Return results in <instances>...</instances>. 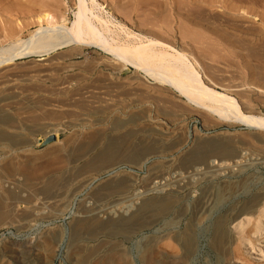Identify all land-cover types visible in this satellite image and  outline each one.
<instances>
[{"label": "rangeland", "instance_id": "1", "mask_svg": "<svg viewBox=\"0 0 264 264\" xmlns=\"http://www.w3.org/2000/svg\"><path fill=\"white\" fill-rule=\"evenodd\" d=\"M97 1L104 4V17L113 18L117 43L136 44L128 32L166 42L187 55L204 84L234 98L243 114L264 116V0ZM77 3L0 0L1 52L32 50L0 65L7 77L0 78V264H86L103 249L93 264L111 247L130 264H142L151 243L183 255L172 241L176 235L188 240L193 253L187 264H264V128L221 121L96 46L72 45L49 54L29 47L28 38L49 25L38 16L50 13L57 19L53 26L72 27ZM236 153L244 165L235 171L195 175L193 183L144 193L140 203L153 207L134 213L131 222L143 223L149 213L163 218L132 235L99 230L109 218L94 217L85 206L115 202V192L131 178L129 204L158 173L187 176L196 163ZM110 166L112 174L104 171ZM82 174L93 179L82 184ZM58 192H65L61 208L31 214L32 199L52 200ZM205 199H212V209L194 226Z\"/></svg>", "mask_w": 264, "mask_h": 264}, {"label": "bare ground", "instance_id": "2", "mask_svg": "<svg viewBox=\"0 0 264 264\" xmlns=\"http://www.w3.org/2000/svg\"><path fill=\"white\" fill-rule=\"evenodd\" d=\"M77 1H78L77 11L74 12V20L72 22V27H70V26L68 27L65 24H62L60 26L56 25V27L53 26L57 22V19L50 13H44V14H41L40 16H38L37 20L39 23L46 22L49 25L48 26L41 25L39 27V29H37L36 32L33 33L28 38L29 47L31 46L30 48H32V49H33V47L35 49L39 48V49H41V52L49 54V53H51V52H53L59 48L72 46V45H93V46H96L99 49H103L104 51L111 53V55L115 56L116 58H119L120 60L131 63L138 71L143 72L146 75L152 77L155 81L162 83V84H166L169 87L175 89L180 95L186 97L191 102H195L196 105H198L200 108H203L204 110L211 112V114L215 115L221 121H230V122H237V123L245 124L246 128H248L249 130L250 129L253 130L254 128H257V129L264 128V116H254V115L243 114L240 111L239 105L234 98H232L231 96H229L225 93L219 92V91L207 86L206 84H204L198 70L196 69L194 64L189 60V58L187 57L186 54L176 50L174 48V46L169 45L166 42L165 43L161 42L157 39H154L153 37L147 38V39L145 38V40H143L144 38L142 39L141 37H139L140 34H138V33L137 34H135V33L133 34V33H129V32L127 34L125 33L126 35L129 36V39H131L130 37H132L133 39L137 40L136 44L132 43L133 45H131L130 42L129 43H127V42L126 43H117L113 37V35H115L116 32L113 29H111V25L114 24L113 20H112L113 18L108 19V18H105L106 16L104 17V15H103V12H105L104 7H103L104 4L102 5L100 3V1H97V0H77ZM88 1L90 3H88ZM146 1H150V0H146ZM168 2H169V0H168ZM168 2L164 5H168ZM170 3L172 5V2H170ZM174 3H175V5L177 4L175 2V0H174ZM162 10H163V8H162ZM176 11L178 13L180 12V10H178V9ZM176 11H175V13H176ZM181 14H180V16H181ZM57 29L61 30L62 33L61 32L60 33L55 32L56 34L53 35L52 31H55ZM50 31H51V33L48 36L47 32H50ZM149 32H151V31H149ZM154 33H157V32L154 31ZM159 35H161V34H159ZM116 37H117V34H116ZM135 40H133V41H135ZM23 42H24V40L20 39L17 43L21 44ZM19 44H17V45H19ZM12 48H14V47H12ZM14 49H12V50H14ZM30 51L32 52V50H30ZM31 52H29V51L28 52L18 51L16 53L14 52L13 54H11L9 56H7V55L5 56L3 54V52H1V49H0V65L4 64L3 62H9V61L11 62V61L15 60L16 57H18L20 55L21 56L26 55V54L31 53ZM4 76H6V74L4 72H1L0 78H5ZM52 130H55V127L50 128V130L47 131V134H49ZM212 145H214V144H212ZM145 147H146V145H145ZM205 149H207V147H205ZM20 153H21V151H20ZM84 155H86V154H84ZM84 155L82 157H84ZM148 158H150V157L148 156L147 159ZM10 161H13V160H10ZM202 164L204 166H197V163L195 165H192L193 171L192 172L190 171L192 174L188 170L187 176H186V174L183 175L182 173H177L174 177H173V175L171 176V177H173L172 179H169L170 177L168 178L165 176L166 172L164 174L161 173L160 175L158 173V175H155L150 180V182L147 180L149 183H148L147 187H144L145 189L141 190L140 188L139 189L137 188L138 191L134 192L133 201L129 204L127 203V201H125V198L128 197L129 192L131 190H134L133 189L134 184H133V180L131 178H129L126 181V183L123 184V187L121 185V187H122V188L120 187L121 189H118V191L115 192V193H117V200H115V202L113 201V203L111 202L110 204H108L106 202L107 203L106 204L103 202L96 201L94 204H92V205L90 204L91 206L90 205L88 206V204H85V206H86V208H88V210H89L88 213L90 215H92V216L95 215L96 217L105 215L109 218V220H110L109 222L99 223V226H98L99 230H104V231L108 230L110 232L111 231L112 232L113 231L114 232H120V230H124V231H126V233L128 235H132V234L136 233L137 231L141 230V228H145L146 226H152L155 223H158L163 218L162 216L152 217V215H149L150 213L147 212L149 214H145L144 217H142V220L144 221L143 223H140L138 221H134L137 223L133 224L131 222L133 220L132 217H133L134 213H137L139 210L141 212V209L144 207L145 208H150V207L152 208L153 207L152 204L140 203L139 199L141 198V196L144 193H146L150 190L152 191L154 189H160L163 191V189H165V188L168 189V187H171V186L172 187H179L181 185L183 186V184H186L185 183L186 181L195 179L194 178L195 175H197V178L199 176H203V177L207 178V177H210L213 174L218 173V172L221 173L223 171V173H224V171H225V173H226V170L235 171V170H237L236 167L244 165L243 161H241V153H236L235 155L227 157V158L225 156V158H221L220 160H217V158L209 157L203 163L201 162V165ZM261 164H263V163H261ZM114 169H116V168L114 167ZM107 170L109 171L108 174H112L114 172L113 168L111 169V166H110V168H107L104 171H106V173H107ZM115 171H117V169ZM90 177L91 176L89 174H82L79 177V179L82 180L81 182H83L82 184H84V183L90 181V179H93V177L92 178H90ZM80 180H78V181H80ZM76 181H77V179H76ZM16 182H18V181H16ZM73 182H75V181H73V180L70 181V183L68 184V187L73 185ZM190 183L191 182H189V184ZM192 183H193V180H192ZM166 189H165V191H166ZM29 191L31 192L30 189H29ZM92 192H94V191L92 190ZM22 194H23V192H22ZM64 195H65V192H63V193L58 192L57 194H55L52 197V200H42L39 198L32 199L29 202L31 214L33 216H36L39 214H44L45 208L47 206L48 207L52 206V208L53 207L61 208L64 204V201H65L63 198ZM130 200H129V202H130ZM212 206H213L212 199H205L202 202V204H200V206L197 209V212L195 214V217L193 219L194 226L203 224L202 222L206 219V216L211 211ZM157 208H159V206ZM55 211H56V209H55ZM142 212H144V211H142ZM49 213H51V212H49ZM88 213L86 215H89ZM116 216H119V217L117 219H115ZM20 222L24 223L22 220ZM219 232H221V231H219ZM188 234H190V233H188ZM217 234H219V233H217ZM81 235L82 234H80V236ZM82 236H84V234ZM219 236H220V234H219ZM86 240H87V238H86ZM173 240L178 245V247H180V250L183 252V255L166 253V250L169 248V245H168L167 249L164 251V249H161L162 247L157 248L156 247L157 245L155 247H153V244L151 243V244H149V246H150L149 249L146 252H144V256L142 258V264H187L188 261L190 262V259L193 256V253H192V251H190V248H188V246H187L188 240L182 239L179 235L174 236L172 241ZM155 242H157V241H155ZM153 243H154V241H153ZM224 243L225 244L223 245V247L225 249V246L227 245V243H229V241H227V242L225 241ZM155 244H157V243H155ZM162 244H164V243L162 242ZM166 244H168V243H166ZM77 245L78 244H76V246ZM161 246H164V245H161ZM48 247H50V246H48ZM48 247H46V248H48ZM106 247H105V249H106ZM173 249H171V250H173ZM51 250H53V249H51ZM102 250L103 249H100V248L96 249L95 252H93L92 254H90L88 256L87 261L85 263L91 264L90 260H92L93 258L95 259L96 258L95 256L98 255L100 252H102ZM171 250H170V252H171ZM82 251H83V249H82ZM49 252L53 253L54 251H52V252L49 251ZM76 256L77 255H75V257ZM93 264H130V262L128 261L127 256H124L123 253L121 254V253L115 252V249L113 247H111V248H109V251L106 253V255L104 257H101V259H97L96 261H94Z\"/></svg>", "mask_w": 264, "mask_h": 264}, {"label": "water", "instance_id": "3", "mask_svg": "<svg viewBox=\"0 0 264 264\" xmlns=\"http://www.w3.org/2000/svg\"><path fill=\"white\" fill-rule=\"evenodd\" d=\"M54 139H55V135L52 134V135L50 136V140H54Z\"/></svg>", "mask_w": 264, "mask_h": 264}]
</instances>
